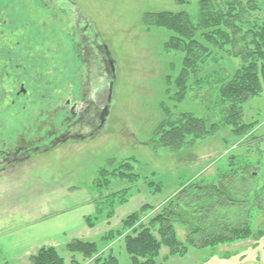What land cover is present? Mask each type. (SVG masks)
I'll return each instance as SVG.
<instances>
[{"label": "rangeland", "instance_id": "obj_1", "mask_svg": "<svg viewBox=\"0 0 264 264\" xmlns=\"http://www.w3.org/2000/svg\"><path fill=\"white\" fill-rule=\"evenodd\" d=\"M199 1L190 0L185 5L176 0H73L75 4L72 5L68 0L66 3L64 0L0 2L9 3V9L6 7L3 15L8 14L15 20L11 25L7 18L0 21V46L10 41L14 44L17 40L25 42L27 37L25 44L33 48L35 41L32 39L40 37L36 32L42 27L48 37L38 38V45L33 50L44 56L38 62L42 60L40 70L52 79L50 82L56 79L53 67L60 68V74L56 75L59 76L61 90L63 86L68 88L63 82L78 80L77 74L85 73L79 71L78 59L76 61V56L69 52L72 43L66 38L69 26L82 20L78 17L80 11L98 31V40L108 47L115 65L111 115L106 130L89 141L59 146L0 175V264H29L40 247L56 248L71 264V255L65 250L70 241H99L104 233L120 228L123 219L145 204L153 205L151 215L158 214L165 200L175 195L184 184L196 179L205 186L217 183L222 174L233 168H230V157L234 155V167H246L256 173L257 189L264 188V93L244 104V120L255 127L249 138H241L235 135L232 128L220 125L213 136L198 140L192 148L181 153L153 146L155 131L166 118L168 110L173 117L193 113L210 122L223 121L226 112L218 94L221 85L216 81L230 79L242 66L240 58L228 55L222 49H213L214 54L206 59L207 65L202 70V88L193 87L185 100H175L174 80L183 67L184 55L179 51L165 50L173 33L167 28H146L143 15L165 10L186 12L197 22ZM248 7L254 20L264 22L262 2L256 10L251 5ZM0 15L3 18L2 12ZM9 27H12L11 32L5 30ZM44 60L49 65L48 71V68L42 70ZM74 63L75 67L71 70ZM59 64L65 67L61 69ZM89 76L91 88L96 86V79L101 78L104 83L99 69L87 75V80ZM49 86L51 83L39 87L47 92ZM59 88H55L50 97L56 99L54 93H58ZM50 111L53 117L54 109L50 107ZM41 115L43 119L50 115L48 109ZM125 161L133 163L134 172L141 180L130 189L126 204L115 208L112 219L99 221L93 228L88 227L86 218L95 214L97 205L101 204L99 199L131 186L127 180L109 177V187H98L100 171H112L113 167ZM148 178L159 185V193L153 194L148 189L144 181ZM241 179H237L236 183L239 184ZM53 215L57 218L48 221ZM68 216L75 217L77 222L66 227L64 220ZM253 216L254 229L264 225L260 211ZM29 223H33L34 228L22 231ZM73 231L80 237L72 238ZM176 231L180 240L185 242L190 232L188 227L176 224ZM121 237L110 246L120 264H131L130 256L124 249L125 237ZM188 246L186 254L174 257L163 246L156 264H264V238L258 242L247 240L218 247Z\"/></svg>", "mask_w": 264, "mask_h": 264}, {"label": "trees", "instance_id": "obj_2", "mask_svg": "<svg viewBox=\"0 0 264 264\" xmlns=\"http://www.w3.org/2000/svg\"><path fill=\"white\" fill-rule=\"evenodd\" d=\"M176 1L185 5L190 0ZM199 2L197 22L186 12L172 13L165 10L143 15L146 28H167L173 33L165 50L179 51L184 55L183 67L174 80L175 100L183 101L191 89L202 88V70L207 65L206 59L214 54L213 49H222L228 55L240 58L242 66L237 68L230 79L216 81L221 85L218 94L226 112L223 121L210 122L193 113L173 117L168 110L152 140L156 149L166 148L174 153H181L192 148L198 140L213 136L220 125L232 128L235 135L241 138L251 136L255 129L252 123L245 122L243 109L249 99L264 93V22L254 20L248 6L251 5L256 10L261 2L264 4V0L245 3L242 0ZM230 158V168H233L222 174L223 177L217 183L205 186L196 179L184 184L175 195L165 200L158 214L151 215L153 205L145 204L123 219L120 228L104 233L99 241H70L65 247L71 255L70 263L120 264L110 245L121 236L125 237L124 249L130 256L131 264H156L163 246L174 257L186 254L189 251L188 245L206 248L263 239L264 225L254 229L253 215L260 211L264 217V188L257 189L256 173L246 167H234L236 164L234 165L233 160L236 157L234 155ZM134 170L133 163L125 161L120 166L113 167L112 171H100L98 187L102 189L109 187V177L127 180L131 186L99 199L101 204L97 205L95 214L86 218L88 227L93 228L99 221L112 219L115 208L126 204L130 189L141 180ZM237 179H241L239 184L236 183ZM144 181L153 194L161 191L153 179ZM176 224L190 230L185 242L177 235ZM29 264L69 263L56 248L40 247L36 255L30 258Z\"/></svg>", "mask_w": 264, "mask_h": 264}, {"label": "flooded vegetation", "instance_id": "obj_3", "mask_svg": "<svg viewBox=\"0 0 264 264\" xmlns=\"http://www.w3.org/2000/svg\"><path fill=\"white\" fill-rule=\"evenodd\" d=\"M68 3L75 4L73 0H68ZM6 7L9 9V3L8 5L0 3L2 15ZM72 16L73 12L70 19ZM78 17L82 20L69 26L70 32L67 30L66 38L72 43L69 52L76 56V61L78 59L79 71L85 73L81 75L78 73V80L63 82L68 86L67 89L64 86L63 90L59 88V76L56 75L61 72L59 67H53L56 69L54 70L56 81L53 82H50L52 79L44 76L40 70L39 63L42 60L39 62L38 60L44 56L33 49L38 45L36 43L38 38L48 37L45 36L42 27H39L37 32L35 30L40 37L32 39L35 41L33 48L25 44L27 37L25 42L17 40L14 44L10 41L0 46V175L32 161L43 153L54 151L59 146L89 141L90 138L99 136L109 125L112 104L110 85L115 78L114 62L108 47L98 40L100 35L91 22L81 11ZM6 18L9 25L15 22L8 14H4L3 18L0 15V21ZM5 30L11 32L12 27ZM57 52L60 56L59 50ZM75 63L71 70L74 69ZM43 65L42 70L49 66L46 60ZM97 69L103 76L104 83L101 82V78L96 79V86L91 88V78L89 76L87 80L86 76ZM6 83L8 86H5ZM50 83L51 86L46 88L49 90L47 92L39 87L41 84ZM55 88H59L58 93H54L56 99L50 97ZM50 107L54 109L53 117ZM47 109L50 115L43 119L41 113Z\"/></svg>", "mask_w": 264, "mask_h": 264}, {"label": "crops", "instance_id": "obj_4", "mask_svg": "<svg viewBox=\"0 0 264 264\" xmlns=\"http://www.w3.org/2000/svg\"><path fill=\"white\" fill-rule=\"evenodd\" d=\"M74 210V209H73ZM69 214V213H68ZM67 216V215H66ZM50 218V217H49ZM57 217H55V215H53L48 221H50V220H55ZM80 219H78V221H79ZM81 220H84V218H82ZM64 221H66L67 222V226L66 227H68L69 226V223H71L72 224V222L74 223V222H77L76 221V218L74 217V218H71V217H69L68 216V219L67 220H64ZM85 224V223H84ZM33 226H35L33 223H29V224H27L26 226H24L23 227V229H22V231L23 230H25V229H29V228H31V227H33ZM61 227V226H60ZM82 227H84V225H82ZM34 228V227H33ZM85 228V227H84ZM51 236H53V235H50V237ZM71 236H72V238H77V237H80L79 236V234L75 231H73V234H71ZM30 258V257H29Z\"/></svg>", "mask_w": 264, "mask_h": 264}, {"label": "water", "instance_id": "obj_5", "mask_svg": "<svg viewBox=\"0 0 264 264\" xmlns=\"http://www.w3.org/2000/svg\"><path fill=\"white\" fill-rule=\"evenodd\" d=\"M114 70H115V65H114ZM110 87H111L110 95H112V92H113V83L110 85Z\"/></svg>", "mask_w": 264, "mask_h": 264}]
</instances>
